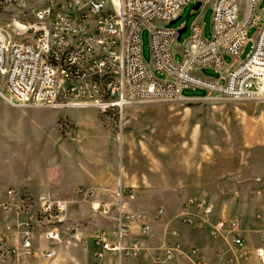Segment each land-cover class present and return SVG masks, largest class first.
<instances>
[{"label": "built area", "instance_id": "built-area-1", "mask_svg": "<svg viewBox=\"0 0 264 264\" xmlns=\"http://www.w3.org/2000/svg\"><path fill=\"white\" fill-rule=\"evenodd\" d=\"M190 1L0 0V11H21L10 22L0 23V100L21 107L93 106L107 112L122 110L137 99H184L187 88L206 89L208 93L203 96L264 97L262 0H245L241 17L234 0H212L210 36H206L203 24L193 22L189 36L178 46L181 27L171 23L180 18ZM259 21L251 49L237 59L250 40L248 29ZM143 29L149 31L150 61L143 55ZM24 33L31 37H20ZM225 55H233L235 61L227 63ZM203 67L214 68L221 77L202 75ZM19 203L25 207L30 200L21 197ZM186 204L202 210L195 219L199 226H209L213 234L226 233L236 245H243L241 218L220 216L213 221V205L206 197H191ZM64 205L62 199L42 198L35 219L16 220L11 225L20 246L0 238V249L17 252L21 247L25 253H35L34 236L40 233L52 242L62 241V228L54 222L63 221L57 215ZM93 212L103 214L98 203L93 204ZM162 212L160 208L158 215ZM125 217L121 216L112 231L97 230L95 245L120 256L140 254L144 248L142 234L130 233L135 216ZM148 227L146 223L139 225L142 231ZM78 228L73 225L69 230L75 233ZM56 252L44 248L42 256L51 260ZM257 252L264 260V250ZM174 255L166 250L156 259L159 264H170ZM190 257L195 264H205L196 248Z\"/></svg>", "mask_w": 264, "mask_h": 264}, {"label": "rangeland", "instance_id": "rangeland-1", "mask_svg": "<svg viewBox=\"0 0 264 264\" xmlns=\"http://www.w3.org/2000/svg\"><path fill=\"white\" fill-rule=\"evenodd\" d=\"M234 2L241 17L246 6L245 0ZM196 4L197 2L192 1L186 4L180 18L171 24L174 27L182 24L187 26L178 40V46L189 36L190 26L198 17L205 26L206 36H210L212 5L204 4L199 10H195ZM262 6L264 0L260 8ZM20 14L18 8L1 10L0 23H8L14 15ZM30 18L29 16L28 19ZM260 24L261 21L254 23L248 29L250 40L242 47L237 59L244 58L251 49L252 39ZM20 37L28 38L31 34L24 33ZM141 39L144 58L150 61L148 29H143ZM179 58L177 55V59ZM225 59L227 63L235 61L233 55H225ZM200 73L206 77H221L220 72L212 67H203ZM207 93L203 88H187L184 94L196 97L179 100L137 99L122 110L110 109L107 112L93 106L21 107L0 100L1 181L8 183L11 178L31 175L33 163L47 165L51 162L62 165L64 158L67 164L76 160L84 165L95 161L107 163L118 177L123 175L124 184L117 190L115 203L110 198L107 202L103 201L105 199H95L92 191L86 187H79L73 194L54 198L65 201L63 209L57 215L63 221L54 222L62 228V241L52 242L44 233H40L34 236L36 244L60 247L71 264H123L124 260L140 264L135 260L143 255H148V262L143 264H159L156 259L159 253L169 250L176 254V249L180 248H175L168 240L155 243L148 250L143 248L138 255L120 256L95 245L94 235L99 230V222L112 221V231L117 227L121 216L133 214L138 218L139 215L135 213L137 211L120 204L121 199L127 200L130 205L141 199L139 207H164L162 219L165 224L174 220L182 223L194 221L197 227H204L196 223V218L191 219V215L181 213L179 209L181 206L191 207L195 211L199 210L198 216L202 215L199 207L187 206L186 203L191 197L209 196L203 193V184L219 180L226 185V190L220 191L217 198L209 196L215 212L214 204L233 199L234 193L229 189L233 180L264 177V97L249 100L221 97L215 93L203 96ZM57 124L61 130L59 140L61 142L64 139L65 142L66 155L53 142L52 132ZM98 132L102 134H97ZM95 137L98 139H94ZM97 143L105 146L97 149ZM46 155L48 156L45 157ZM45 158H49L48 161ZM21 197L24 196L8 194L7 191L0 193V238L10 245L20 246L18 236L8 224L26 219L30 214H34L32 219H35L40 209L38 198L29 199L30 203L23 207L19 203ZM81 199L85 203L77 202ZM96 203L103 214H94L93 204ZM169 223L165 225L166 232L171 234L175 225ZM74 224H79L75 233L69 230ZM205 227L210 229L207 225ZM132 232L133 227L130 233ZM137 233L149 236L152 229L148 227L142 231L138 228ZM4 234L15 240L1 237ZM193 249H190L189 255ZM42 251L36 249L35 253L28 254L21 247L17 252L0 249V264H59L54 261L56 256L51 260L45 259ZM29 257H42L44 260L31 263ZM175 259L176 255L169 263L174 264Z\"/></svg>", "mask_w": 264, "mask_h": 264}, {"label": "crops", "instance_id": "crops-1", "mask_svg": "<svg viewBox=\"0 0 264 264\" xmlns=\"http://www.w3.org/2000/svg\"><path fill=\"white\" fill-rule=\"evenodd\" d=\"M191 1L197 2V4L199 2L201 3L199 7H197V4L195 5V10H199L204 4L212 5V0L208 2H202L201 0ZM194 22L201 23L200 18L198 17ZM180 27L185 28V30L187 29L185 24L180 25ZM60 131V127L57 124V127L52 132L53 142L56 143V146L60 147V150L66 155L64 139L61 142L59 140ZM97 134L101 135L102 133L98 132ZM96 138L98 139V137L94 139ZM99 146L103 147L105 144L98 145L97 143L96 148L98 149ZM47 156L48 155L45 157ZM45 159L48 161L49 158ZM32 167H34L32 174L27 177L11 178L8 183L0 180V193L4 194L11 189L15 196H24L29 199L33 197L34 199L38 198L39 209L42 198H57L58 196L73 194L79 187H86L91 190L93 197L99 201L105 199L103 201L107 202V199L110 198L112 202L115 203L117 200V190L124 184L123 175L118 177L107 163H98L97 161L89 162L84 165L76 160L67 164L66 158H64V163H62V165H55L51 162L47 163V165H41V163L36 162L33 163ZM202 186L203 193L214 199L217 198L220 191L226 190L225 183L219 180L211 184L205 183ZM229 189L234 193L232 196L233 199L214 204L215 212L211 216V219L214 221L220 216L228 219L241 218L243 226V231L241 233L243 245H236L232 241L230 235L226 233L212 234L208 227H197L194 221L182 223L178 222V220H171L172 222H166L167 224H165L162 219L165 214V208L159 207L158 209H154L153 205L146 207H141V205L139 207V201L141 199L131 203L132 205H130L127 200L121 199L120 204L125 208L134 209L137 211L135 213L139 215L138 218L135 217L132 221L134 234H138L137 229L139 226L137 225L142 223H146L149 225L150 229H152V233H150L149 236H140L145 250H148V248L155 243H160L162 241L167 242L168 240L173 243L174 247L178 246V248H180L175 252L176 259L173 262L174 264H195L194 259H191L189 255L192 247L197 249L198 256L205 264H264V260L257 252L259 248L264 250V177L233 180ZM200 196L210 199L209 196L206 195ZM77 202L85 203V200L83 201L81 199ZM109 202L111 203L110 200ZM32 205L33 203H31V206ZM160 208L163 209V212L158 215V210ZM179 209L181 213H186L188 216L191 215V219L199 215L198 209L195 211L196 209L194 208H183V206ZM33 215L34 214H30L28 218H22L21 220L32 219L34 218L32 217ZM168 223L170 225H175L176 228H174V231H171V234L166 232ZM112 224V221L103 220L98 223V229L104 228L111 230ZM8 225L11 226L10 224ZM74 225H78L79 227V224ZM157 228H159V232H157ZM1 237H6L10 241L15 240L12 234L11 237L13 238H9L8 234L1 235ZM35 246L39 250H43L44 248L56 249L57 255L54 259L56 263H72L69 261L68 256L62 252V249L60 250V247L58 248L51 244L47 247L39 246L36 244V241ZM147 256L148 255H143L142 258L136 259L135 261L140 264L146 263L148 262ZM43 260L42 257H29V262L31 263L43 262ZM76 263H79V261ZM123 264H131V262L124 260Z\"/></svg>", "mask_w": 264, "mask_h": 264}, {"label": "water", "instance_id": "water-1", "mask_svg": "<svg viewBox=\"0 0 264 264\" xmlns=\"http://www.w3.org/2000/svg\"><path fill=\"white\" fill-rule=\"evenodd\" d=\"M200 2L197 4V7H199L200 6ZM185 31V28H181V29H179V37L178 38H181V35H182V33Z\"/></svg>", "mask_w": 264, "mask_h": 264}]
</instances>
